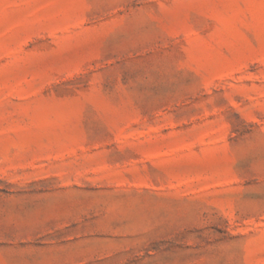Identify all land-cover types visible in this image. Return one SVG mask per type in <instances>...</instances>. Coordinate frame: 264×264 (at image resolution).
Returning <instances> with one entry per match:
<instances>
[{
	"label": "rangeland",
	"instance_id": "obj_1",
	"mask_svg": "<svg viewBox=\"0 0 264 264\" xmlns=\"http://www.w3.org/2000/svg\"><path fill=\"white\" fill-rule=\"evenodd\" d=\"M0 264H264V0H0Z\"/></svg>",
	"mask_w": 264,
	"mask_h": 264
}]
</instances>
